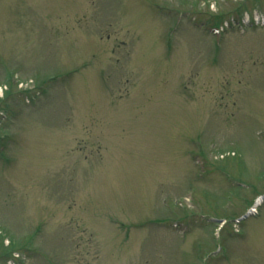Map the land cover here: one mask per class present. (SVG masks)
<instances>
[{"label": "rangeland", "instance_id": "obj_1", "mask_svg": "<svg viewBox=\"0 0 264 264\" xmlns=\"http://www.w3.org/2000/svg\"><path fill=\"white\" fill-rule=\"evenodd\" d=\"M0 111V264H264V0H0Z\"/></svg>", "mask_w": 264, "mask_h": 264}]
</instances>
